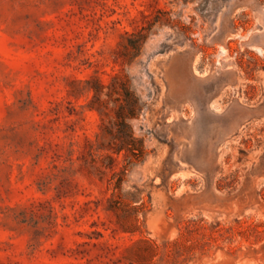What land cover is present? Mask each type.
<instances>
[{
    "label": "rangeland",
    "instance_id": "obj_1",
    "mask_svg": "<svg viewBox=\"0 0 264 264\" xmlns=\"http://www.w3.org/2000/svg\"><path fill=\"white\" fill-rule=\"evenodd\" d=\"M0 264H264V0H0Z\"/></svg>",
    "mask_w": 264,
    "mask_h": 264
},
{
    "label": "trees",
    "instance_id": "obj_2",
    "mask_svg": "<svg viewBox=\"0 0 264 264\" xmlns=\"http://www.w3.org/2000/svg\"><path fill=\"white\" fill-rule=\"evenodd\" d=\"M123 149H125V148H119V149H117L116 151H117V153H120ZM132 150H136V151H138V149H136V148H133Z\"/></svg>",
    "mask_w": 264,
    "mask_h": 264
}]
</instances>
